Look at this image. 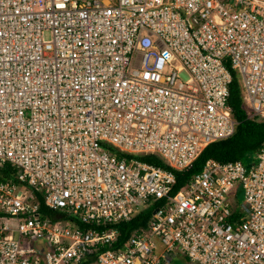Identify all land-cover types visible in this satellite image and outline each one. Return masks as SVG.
Masks as SVG:
<instances>
[{
  "label": "built area",
  "instance_id": "obj_1",
  "mask_svg": "<svg viewBox=\"0 0 264 264\" xmlns=\"http://www.w3.org/2000/svg\"><path fill=\"white\" fill-rule=\"evenodd\" d=\"M233 75L264 117V0H0V264H264V139L173 189Z\"/></svg>",
  "mask_w": 264,
  "mask_h": 264
},
{
  "label": "trees",
  "instance_id": "obj_2",
  "mask_svg": "<svg viewBox=\"0 0 264 264\" xmlns=\"http://www.w3.org/2000/svg\"><path fill=\"white\" fill-rule=\"evenodd\" d=\"M228 89L227 102L231 107L232 117L235 121L232 132L226 137L204 145L186 170H174L175 182L173 189H177L191 173L199 170L208 158L218 161L240 159L243 163H249V161L244 162L242 158L248 155H255L258 151L264 139V117L252 113L251 109H247L240 94L239 84L235 75L232 76ZM140 158L147 162L168 167L162 164L154 155L147 154L140 156ZM147 211L148 209L127 221L119 222L117 227L119 228L120 236L124 237L132 227L143 223Z\"/></svg>",
  "mask_w": 264,
  "mask_h": 264
},
{
  "label": "rangeland",
  "instance_id": "obj_3",
  "mask_svg": "<svg viewBox=\"0 0 264 264\" xmlns=\"http://www.w3.org/2000/svg\"><path fill=\"white\" fill-rule=\"evenodd\" d=\"M246 107H247V109H250L248 105H246ZM242 159H243L244 162L249 161V163H251V162L255 161L256 156L255 155H252V156H249L248 155L247 157H244ZM249 163H243V164L248 165ZM235 198L238 201L241 200V198H242V191H241L240 188H237L236 189V191H235ZM151 208H152V205H149V208L148 209L150 210ZM177 262L180 264L181 263V260H178ZM186 264H194V262L188 260V262H186Z\"/></svg>",
  "mask_w": 264,
  "mask_h": 264
}]
</instances>
